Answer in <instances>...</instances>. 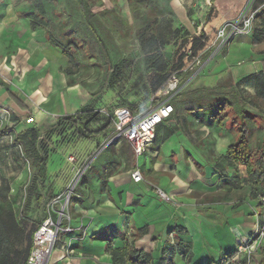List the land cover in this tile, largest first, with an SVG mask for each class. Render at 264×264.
<instances>
[{
	"label": "rangeland",
	"instance_id": "374dc122",
	"mask_svg": "<svg viewBox=\"0 0 264 264\" xmlns=\"http://www.w3.org/2000/svg\"><path fill=\"white\" fill-rule=\"evenodd\" d=\"M7 1L11 2L14 7L16 17L26 20V22L23 20L25 24L21 21L17 27L23 29L26 24L29 25L32 16L28 12L34 11V8H32L34 0ZM232 1L86 0L90 11L96 16L97 22L102 27V29H96L100 38L105 43L106 41L109 42L108 44L112 42L121 53V58L125 60L122 75L116 83L108 84L106 82L103 87H100L104 68L100 64L99 58H96L94 63L89 61L91 56L94 55L96 44L90 41L89 37L82 32L79 36L76 35V39L86 46L79 49L71 48L78 59L79 66L68 62L66 58L67 63L64 69L60 68V71L64 73V84L77 83L84 96L90 100L88 106L89 110L92 111L86 112L84 116L87 128L96 130L105 124L109 128L96 135L82 136L79 128L70 123L58 125L59 118L56 112L49 108L50 106L43 108L42 112L44 111L46 116L44 118L45 122H42L36 129L39 135V150L41 156L46 158L45 164L49 178L39 183L37 193L41 198L37 200L35 194L31 196L27 212L29 219L22 220L24 218L21 219L19 215L25 208V193L36 176L37 168L32 163V157L23 152L20 146L13 144L12 139L26 128L35 127V122L27 113H20L12 104L10 106L5 101L0 102V186L3 192L0 195V264H3L4 261L8 264H27L25 260L31 249V234L35 231L36 226L48 215L55 221L60 219L62 224L63 221H67V217L71 219L74 211L72 205L74 198H77L76 193L81 192L80 186L90 180L92 176L101 175L98 167H104L102 163L115 161L114 156H121L122 149L119 150L121 152L117 153V147L122 145V141L119 143L116 141L113 131L112 116L115 108L126 105L133 110L145 112L149 109V106L157 105L167 99L172 103L170 97L173 93L164 95V89L156 91L159 80L155 73L149 70L153 61L159 59L171 61L170 75L175 73L180 81L184 80V82L188 79L189 85L193 86L198 83L212 82V79H208V77L221 72L220 70L215 71L216 55H225L227 50H230L232 43L239 46L235 39L240 35L253 38L255 48L263 50L255 49L256 53L264 52V14L257 7L258 4L256 5L253 0H242V3L230 6L229 4ZM44 3L48 12L55 6L60 8V17L55 21L65 18L67 20L65 23H72L78 30L77 23L82 18L76 17L73 20L68 18V13L64 12L63 9V7L66 8V0H44ZM253 12L254 18L251 21L250 31L245 34V29L241 24L242 18L246 13ZM142 16L146 17L147 24L142 22ZM11 28L14 27L11 26ZM33 28L31 26L32 30ZM221 29H223V35L219 36L218 33ZM152 34L158 36L160 47L159 49L156 47L150 48L152 51L148 53V38ZM187 35H197V38L200 39L195 52L191 50L192 39L184 38ZM0 43L5 46V37L0 39ZM107 52L109 58L113 60V51L108 47ZM2 59L3 57L0 54V61ZM11 60L14 59L11 57ZM180 60L182 61L181 66H179ZM212 63L214 67H212ZM53 65V62L49 63V66ZM0 68L6 69L5 66ZM10 68L8 75L0 72V76L12 88L16 87L17 82L26 83L29 86L36 85L40 81H37L38 74L34 75L33 73H30L31 76L33 75V80L28 79L25 81L20 63L13 62ZM48 68L50 69V67ZM203 69H205V75L201 77ZM68 70L71 73H68ZM52 71L56 73V70ZM255 72L258 73L257 70ZM227 75L228 72L225 71L221 77L225 78ZM255 77L254 85L256 84L257 87L260 86L263 89L264 76L257 74ZM49 80L48 84L51 83L52 79ZM45 85L42 84L44 87ZM241 90L246 99L247 97L250 98V102L251 99H254V97H251V95H255L253 87H241ZM254 102L258 106V111L264 114V95L256 97ZM31 106L40 110L39 106ZM184 106L180 107L181 111ZM208 110L198 112L197 116L210 122H216L218 118L221 120L222 116L217 108ZM226 123L229 124V121ZM180 124L182 131L185 132L183 135H190L187 133L188 128L184 126V122L182 121ZM206 125L208 124L206 123ZM207 128L209 144L219 146L218 143H223L226 145L231 140L230 135L225 132L224 125L219 121L208 125ZM218 131L219 133L224 132L219 137L220 139L216 136ZM192 135H194L193 132ZM261 137V130L254 129L250 136L251 147L258 149ZM208 139H206V142H208ZM79 148L83 151L82 154L78 153ZM224 148H221V150ZM161 151L162 157L167 154L168 148L166 145L161 148ZM148 155L149 151L135 158L136 168H139L142 172L150 165ZM217 155L220 156V153ZM240 166L244 169L242 165ZM194 175L201 178V173L196 169H193ZM193 176L189 173L187 177ZM242 183L239 184V189L233 195L234 198H239V196L242 198L241 195H244L243 189L246 186H244L245 182ZM6 188L8 189L6 190ZM147 192H149L148 189L144 190V193ZM152 193L156 197L154 189ZM55 198L58 199L53 201ZM164 204L173 209L175 214L179 213V206L174 203L172 205ZM257 214L256 211L252 214L253 221L250 223V232L246 231V234L238 235L240 236L239 240L246 241L249 238V243L253 242L252 250L254 252L252 256L247 258L244 255H239L238 259H235L234 251L233 256L230 257L232 261L230 260L229 263L261 264L260 259L264 255V249L261 250V248L264 247V240L261 239L259 245L254 244L263 227L260 225V215ZM16 224L23 227L22 232L15 227ZM58 236L48 259L50 263L58 253L56 246ZM234 239L236 242V235ZM74 253L77 252L74 251ZM213 258L215 261L218 260V256H213Z\"/></svg>",
	"mask_w": 264,
	"mask_h": 264
},
{
	"label": "crops",
	"instance_id": "0c3cea01",
	"mask_svg": "<svg viewBox=\"0 0 264 264\" xmlns=\"http://www.w3.org/2000/svg\"><path fill=\"white\" fill-rule=\"evenodd\" d=\"M253 2L258 4L260 11L264 9V0ZM237 3H242V0H233L229 5ZM23 20L26 22L24 18L16 17L11 2L0 0V39L5 37V46L0 43L3 57L0 67L6 68H0V72L8 75L10 65L13 62L20 63L25 81L33 80L30 73L38 74L37 81H40L29 86L17 82L16 87L12 88L0 76L14 97L0 86V102L5 101L20 113H27L38 128L45 122L43 108L50 106L59 117L82 111L90 100L84 96L77 83L64 84L65 77L60 68L64 69L67 63L65 56L46 41L42 30H32L30 23L24 25L23 29L17 27ZM235 41L239 46L232 43L225 55H216L215 71L221 72L208 77L212 79L211 83L190 86L187 79L179 89L213 86L226 71L234 83H239L242 95L241 87L248 86L255 90V95H251L254 99L264 95V88L254 85L255 76L261 74L264 52H255V49H261L255 48L251 37L240 35ZM50 62L54 65L49 66ZM52 70H56V73ZM204 72L205 69L201 77L205 75ZM49 79H52L50 84ZM249 99L245 98L248 102ZM172 103L174 112L159 126L154 142L145 151H149L150 165L144 172L140 171L143 181L134 182L131 179L130 173L136 164L130 167L122 154L120 157L114 156L115 161L102 163L104 167H98L101 175L97 174L87 182H82L81 192L76 193L77 198H74L72 205L74 211L69 222L72 230L58 234V253L51 263L47 261L46 264H133L127 257L123 258V262H116L119 255L112 256L113 252L116 254L117 250L127 246L137 251L135 264H218L225 254L235 250V235L250 232L252 214L255 211L260 214L264 210L247 196L245 189L242 198H234L239 187L224 185V177L219 178L217 171L218 159L226 156V148L232 141L233 133L225 131L231 139L226 145L209 144L206 120L197 116L200 110L187 113L178 108L179 102ZM31 105L39 106L40 110ZM256 107L253 109L257 110ZM182 121L190 135H183ZM223 134V131H218L216 136L219 138ZM164 145L168 151L162 157L161 148ZM117 149V153L122 151L120 147ZM79 151L80 148L78 153L82 154L83 151ZM136 157L134 155V163ZM224 166L223 174L238 177L240 184L246 181L244 165V169L241 166ZM193 169L201 173V178L193 176ZM189 173L194 178L187 177ZM153 186L161 188L173 198L179 206V213L175 214L173 209L153 195ZM146 189L149 192L144 193ZM65 225L67 222L63 221ZM170 232H174L173 245ZM61 245L73 248L77 253L70 256L60 249ZM213 256H218V260L215 261Z\"/></svg>",
	"mask_w": 264,
	"mask_h": 264
},
{
	"label": "trees",
	"instance_id": "16d2710c",
	"mask_svg": "<svg viewBox=\"0 0 264 264\" xmlns=\"http://www.w3.org/2000/svg\"><path fill=\"white\" fill-rule=\"evenodd\" d=\"M32 5L34 11L31 10L28 12V14L32 16L30 26L34 27L33 30H42L46 41L51 46L58 48L63 54V56L67 58L68 62L74 63L75 66H79L78 59L71 50V48L79 49L83 46H86L85 44L83 45L82 42L76 39V35L78 34L79 36V34L82 32L87 37H89L90 41H93L96 44V50L95 52H93L94 55H92L90 59L88 57L86 58H88L89 61H93V63L95 62L96 58H99L100 64L104 68L103 78L100 82V87H103L106 82L108 84H113L120 79L123 72V65L125 60L121 58V53L118 51L117 47L112 42L108 44V41H106L105 43V41L100 38L99 33L96 31V29H102V27L97 22L96 16L90 11L86 0H66V8L63 7L64 12L66 11L68 13L69 19L73 20L76 17L82 18H80L81 21L77 23L78 27L80 28H78V30H76L75 26L72 25V23H65V21H67L65 18H60L59 20L55 21V19L60 17L59 7L55 6L50 9V12H48L45 7L44 0H34V3ZM261 11L264 14V9ZM142 18V22L147 24L146 17L142 16ZM197 37V35H187L186 37H184L185 39H192L191 50L193 52H195L198 48V42L200 39ZM159 42L160 41L158 39V36L156 34H152L150 38H148L147 52L151 53L152 50H150V48L153 47L159 49ZM108 47L114 53L113 60L109 58L107 52ZM171 63V61L159 59L153 61L150 65L149 70L153 71L159 80V85L156 91L162 90L166 87L167 81L172 75H170ZM181 64L182 61L180 60L179 66H181ZM261 65V74L264 75V60L261 61ZM67 72L71 73L70 70H68ZM183 82L184 80L179 81L178 90L170 97V101L179 102L178 108L182 105H185L183 110L187 113H190V111L199 110L209 111L208 109L212 110V108H217V111L220 112V115L222 116L221 120H219L218 118L216 122H210L208 120H206L205 122L208 125H211L213 123H218L219 121L220 123H222V125H224L226 131L228 130L233 133L232 141L228 144L226 148V156L219 157L218 159L217 171L220 174L219 178L224 177V179H222L224 181V185L239 187V184L241 182L240 179L238 177L232 178L228 174H223L224 169L222 168L223 165H225L224 167H227L228 165H234L236 167L244 165L245 173L247 175L244 185L246 186L244 187L245 193L253 201H255L258 207L262 208L263 211L264 114L258 111V106L255 105L254 102H248L245 100L240 91L239 83H234L230 74H228L225 78H222L221 80L217 81L216 84L213 86L200 85L194 88L184 87L182 89H179ZM0 86L9 92L8 85L1 79ZM10 96L13 97L12 94H10ZM254 105L257 106V110L253 109V107H255ZM82 109V111H77L74 113L59 116L58 125L70 123L79 128V131L82 136L96 135L106 131L109 128V126L105 124L104 126L96 130L88 129L86 126V122H84V116L86 115V112L92 110H89L88 105L84 106ZM227 121H229V124L226 123ZM162 123L157 126L156 133ZM254 129L261 130L262 132L260 146L258 149H254L250 145V136L253 133ZM38 136V130L36 129V127L31 126L16 134L12 139L13 144L20 146L23 152L27 153L29 156L32 157V163L37 168L36 176L33 178L31 185L25 193V208L24 211H21L19 215L21 219L24 218L22 220L29 219V217L27 216V212L28 207L30 206L29 203L31 202V196L35 194L37 200L41 198L40 195L37 193V187L39 186V183H42L44 179H47V170L45 164L46 158L45 156H41L39 150L40 146L38 145ZM120 147L122 149V155L126 159L127 164L130 167H133L135 165V154L132 150V147L126 140H122V145ZM7 189L8 188H6V190ZM2 194L3 192L0 186V195ZM257 215H260V225H263L264 211ZM38 225L36 226V228L38 227ZM15 227H17L20 232L23 231V227L19 224H16ZM33 232L31 234V249ZM171 244L173 245L174 243ZM31 249L28 253V256L31 252ZM234 251L229 252L226 256L224 255V257L221 261H219L218 264H224L226 258L229 259L233 256ZM136 252V250L132 249L130 246H127L123 249L117 250L116 254L115 252H113L112 256L114 257L115 255L116 257L117 255H119V259H117L116 262H123V258L127 257L128 260L131 261V263L135 264L137 262V257H135ZM28 256L26 257L25 263L27 261ZM261 263L264 264V255H262ZM3 264L8 263L4 261Z\"/></svg>",
	"mask_w": 264,
	"mask_h": 264
},
{
	"label": "built area",
	"instance_id": "2783aa9c",
	"mask_svg": "<svg viewBox=\"0 0 264 264\" xmlns=\"http://www.w3.org/2000/svg\"><path fill=\"white\" fill-rule=\"evenodd\" d=\"M253 18L254 12L246 13V15L243 16L241 24L245 29V34L249 33ZM218 35H223V29L220 30ZM179 81L180 78L175 73H173L168 79L166 87L164 88V95L175 93L178 89ZM173 112L174 106L168 101V99L160 102L157 105L149 106V109L145 112L133 110L131 107L126 105L119 106L114 109L112 116L113 131L115 133L114 138L118 143L122 140H126L132 147L135 156L142 155L147 150V148L151 146L155 137L157 126L167 119ZM130 177L134 182L143 181L142 173L138 168H135L130 173ZM153 189L156 192L158 200L166 204L172 205L174 203L177 205L173 198L165 193L161 188L153 186ZM57 199L58 198H55L53 201H56ZM60 213L59 215H61ZM66 220L67 225L65 226H63L60 219L55 221L50 215L42 220V222L33 232L32 249L27 258V264L47 263L57 235L59 233H66L72 230V228L69 226L70 217H67ZM262 226L263 227L257 235L256 241L254 242L256 245L261 243V239L264 240V222ZM173 235L174 232H170V242L172 243H174ZM239 239L240 236L236 235L234 258L238 259L239 255H244L247 258H250L254 252L252 250L253 242L249 243V238L246 241ZM60 249L65 251L67 254L74 253V249L69 248L68 246L61 245ZM231 259H226L224 264H231L229 263Z\"/></svg>",
	"mask_w": 264,
	"mask_h": 264
}]
</instances>
